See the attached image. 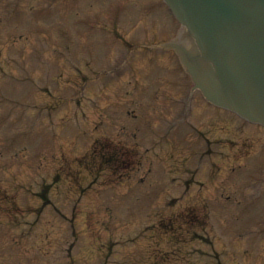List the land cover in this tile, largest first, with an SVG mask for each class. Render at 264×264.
<instances>
[{"label": "rangeland", "instance_id": "1", "mask_svg": "<svg viewBox=\"0 0 264 264\" xmlns=\"http://www.w3.org/2000/svg\"><path fill=\"white\" fill-rule=\"evenodd\" d=\"M177 28L161 0H0V264H264V130L188 101L150 46Z\"/></svg>", "mask_w": 264, "mask_h": 264}, {"label": "water", "instance_id": "2", "mask_svg": "<svg viewBox=\"0 0 264 264\" xmlns=\"http://www.w3.org/2000/svg\"><path fill=\"white\" fill-rule=\"evenodd\" d=\"M167 1L225 86L214 98L264 123V0Z\"/></svg>", "mask_w": 264, "mask_h": 264}]
</instances>
